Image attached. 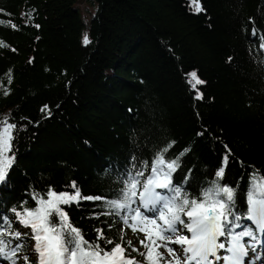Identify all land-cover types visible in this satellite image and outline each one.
<instances>
[{
    "label": "trees",
    "instance_id": "16d2710c",
    "mask_svg": "<svg viewBox=\"0 0 264 264\" xmlns=\"http://www.w3.org/2000/svg\"><path fill=\"white\" fill-rule=\"evenodd\" d=\"M262 44L264 0H0V118L10 113L22 128L0 184V217L14 219L24 201L35 207L30 193L50 185L63 191L75 181L83 196H111L132 156L151 161L172 141L167 157L190 149L173 181L188 176L191 195L230 150L221 183L239 186L243 216L249 176L264 174ZM192 71L206 83L193 88ZM100 204L66 208L85 239L95 241V229L115 242L137 233L118 217L96 218Z\"/></svg>",
    "mask_w": 264,
    "mask_h": 264
},
{
    "label": "snow or ice",
    "instance_id": "6c2138e0",
    "mask_svg": "<svg viewBox=\"0 0 264 264\" xmlns=\"http://www.w3.org/2000/svg\"><path fill=\"white\" fill-rule=\"evenodd\" d=\"M202 11L196 3L195 12ZM252 34L257 35L255 31ZM81 43L85 47L92 43L88 33L83 34ZM261 47L264 48V44ZM187 75L191 78L190 84L195 82L193 88L206 83L199 79L196 71ZM11 82L9 76L8 83ZM194 99H203V94L197 93ZM46 111H49L48 105L41 108V112ZM21 130L10 113L0 118V184L7 181L15 165V142ZM174 144L172 141L151 161L137 162L138 158L132 156L131 167L117 177L120 187L111 196H83L75 181L63 191L50 185L43 194L30 193L35 207H26L27 201H24L19 210L12 209L14 219L0 217V260L8 264H18V261L32 264L30 256L36 254V264H141L132 255L136 252L143 257L144 264H255V261L264 264V253L257 248L258 245L264 247V241L257 235L264 233V174L258 170L250 174L245 193L247 208L242 216L237 207L239 186L221 183L230 150L213 179L206 181L198 194L191 195L186 188L188 176L184 183L173 181V175L181 168V158L190 149H184L174 158L167 157L166 153ZM82 201L101 202L99 207L104 210L94 212L96 218L118 217L132 232L143 233L145 239L140 244L145 251L140 252L131 241H125L123 235L120 242H115L106 237L103 229H95V241L85 239L87 234L74 226L66 210L79 206ZM242 220L250 221L252 226L242 224ZM14 222L30 229L31 234L13 228ZM112 227L108 225V229ZM28 240L33 241L31 252Z\"/></svg>",
    "mask_w": 264,
    "mask_h": 264
},
{
    "label": "rangeland",
    "instance_id": "374dc122",
    "mask_svg": "<svg viewBox=\"0 0 264 264\" xmlns=\"http://www.w3.org/2000/svg\"><path fill=\"white\" fill-rule=\"evenodd\" d=\"M81 7L84 8V5H81ZM90 10H91V7H90ZM84 15L86 16V18H89L88 17V14H86V12L84 13ZM144 239H145L144 234L143 233H140V232H137L136 234H132V233L128 234V241H131L132 244H133V246H135V247H139V242L141 240H144ZM170 246L173 247V248H175V249H179L180 248L179 245H170ZM160 251L161 252H164L165 253V256H167V253L165 252V249L164 248H161ZM258 251H260L261 253H264V250L261 249V248H258ZM255 264H260V261H255Z\"/></svg>",
    "mask_w": 264,
    "mask_h": 264
}]
</instances>
